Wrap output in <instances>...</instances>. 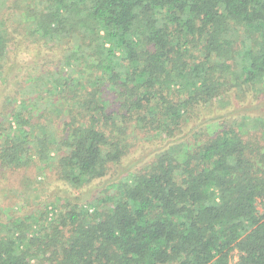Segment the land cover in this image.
<instances>
[{
	"label": "trees",
	"instance_id": "obj_1",
	"mask_svg": "<svg viewBox=\"0 0 264 264\" xmlns=\"http://www.w3.org/2000/svg\"><path fill=\"white\" fill-rule=\"evenodd\" d=\"M248 95L264 0H0V264H264ZM49 166L58 210L7 200Z\"/></svg>",
	"mask_w": 264,
	"mask_h": 264
},
{
	"label": "rangeland",
	"instance_id": "obj_2",
	"mask_svg": "<svg viewBox=\"0 0 264 264\" xmlns=\"http://www.w3.org/2000/svg\"><path fill=\"white\" fill-rule=\"evenodd\" d=\"M30 53H33V49H30ZM21 59L27 61V57L21 56ZM249 99L236 100L233 101V105H229V102H218L219 109L222 113L227 112V119H232L234 121L235 126L241 127H260L261 131H264V118H256L260 114L264 113V95L260 96L259 99H255L253 96L248 95ZM261 99V100H260ZM252 129V128H250ZM136 158L134 159H143L145 161L148 156H146V152L143 154L139 151L136 152ZM150 158V157H149ZM148 160V159H147ZM39 178H37L36 182H33L31 186H27L28 182L25 181L24 193L21 190H11L7 191V200L15 199V204L19 208H23L26 205H37V203L47 202L49 197H53L51 201L52 204L56 205L57 210L60 205H57L56 200H61L65 198V184L62 182H58L56 180V174L52 168V166L47 167L45 170L38 168L37 171ZM38 181V183H37ZM85 190V189H84ZM83 190V191H84ZM86 191V190H85ZM23 194V195H22ZM89 196V195H88ZM258 210L262 211L261 206H258ZM237 260V253L234 251L232 253V263Z\"/></svg>",
	"mask_w": 264,
	"mask_h": 264
}]
</instances>
